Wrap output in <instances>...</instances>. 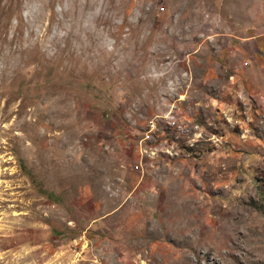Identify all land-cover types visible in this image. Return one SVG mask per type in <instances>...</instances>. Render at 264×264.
I'll return each instance as SVG.
<instances>
[{"label":"rangeland","instance_id":"1","mask_svg":"<svg viewBox=\"0 0 264 264\" xmlns=\"http://www.w3.org/2000/svg\"><path fill=\"white\" fill-rule=\"evenodd\" d=\"M0 264H264V0H0Z\"/></svg>","mask_w":264,"mask_h":264}]
</instances>
